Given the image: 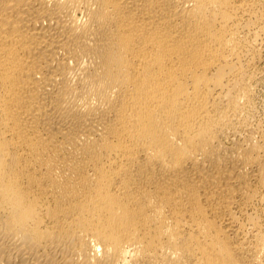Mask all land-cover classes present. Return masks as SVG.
<instances>
[{"label": "bare ground", "instance_id": "1", "mask_svg": "<svg viewBox=\"0 0 264 264\" xmlns=\"http://www.w3.org/2000/svg\"><path fill=\"white\" fill-rule=\"evenodd\" d=\"M263 61L264 0H0V264H264Z\"/></svg>", "mask_w": 264, "mask_h": 264}, {"label": "rangeland", "instance_id": "2", "mask_svg": "<svg viewBox=\"0 0 264 264\" xmlns=\"http://www.w3.org/2000/svg\"><path fill=\"white\" fill-rule=\"evenodd\" d=\"M263 66V67H262ZM261 74L259 73L257 81L254 83V109L257 118H264V61L260 67ZM263 98V99H262ZM259 112V113H258ZM259 114V115H258ZM263 116V117H262Z\"/></svg>", "mask_w": 264, "mask_h": 264}]
</instances>
